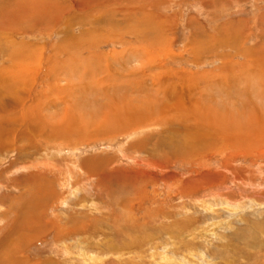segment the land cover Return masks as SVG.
Here are the masks:
<instances>
[{
    "label": "rangeland",
    "instance_id": "rangeland-1",
    "mask_svg": "<svg viewBox=\"0 0 264 264\" xmlns=\"http://www.w3.org/2000/svg\"><path fill=\"white\" fill-rule=\"evenodd\" d=\"M37 1L32 0V5ZM132 1L142 2L139 8L157 21L118 23L114 28L105 26L106 13L89 18L77 10L66 11V6L82 8L89 1L46 0L52 5L49 22L31 13L23 15L22 0H0V74L5 76L12 67L9 55L15 45H27L28 49L18 52L33 56L28 60L23 57L22 61H29L26 80L12 90L22 93L25 109L15 113L27 122L35 114L52 119L54 110L63 117L71 107L69 115L77 127L64 145L38 141L32 146L16 136L10 147L0 151V264H9L1 260L2 253L9 251L19 252L16 263L23 258L29 264H264V147L253 146L247 151L231 148L225 154L204 152L174 159L167 147L152 153L139 148L141 141L148 144L158 138L168 146L173 144L164 133V124L104 136L109 122L102 124V115L114 111L108 97L116 93L114 89L107 95L98 91L103 79L98 69L104 68V62L88 61L91 52L81 51L83 46L71 49L70 55L60 48L67 41L95 42L91 46L98 43L93 51L109 57V71L126 76L122 87L136 85L135 81L143 78L144 88L153 91L154 71L208 73V85L223 80L226 90L223 97L218 90L216 98L215 89L209 86L205 95L214 93L213 98L219 101L220 97L227 106L233 102L237 106L246 99L248 114H253L264 107V95H258L264 91V67L254 71L252 61L256 57L253 52L264 46V0ZM65 11L68 19L57 22ZM134 11L132 17L142 16L140 10ZM115 18L124 20L123 16ZM94 19L96 25H89ZM113 29L122 36L123 45L112 34ZM138 31L143 45L135 40ZM151 42H155L156 51L147 56L143 50ZM215 42L223 46L216 47ZM78 53L82 60L76 63L89 69L88 75L77 66L76 73L69 68L53 69L57 63L77 60ZM151 64L152 73L146 71ZM96 65L98 71L93 70ZM136 74L142 77H131ZM93 76L96 84L90 87L96 94L84 87ZM82 80V87L69 89L61 97L50 93L58 81L59 87L65 88ZM8 81L15 87V80ZM248 89L251 92L242 96L241 92ZM125 93L138 100L144 96L128 89ZM116 102L120 103L115 98ZM204 107H212L208 112L213 111L216 117L217 111L224 116L232 113L236 120V107L224 112L215 106ZM58 127L63 130L66 126ZM163 153L169 155L168 163L151 160L152 155L160 157ZM39 204L47 206L39 221L44 226L50 222L49 228L38 238L22 240L18 250L11 243L16 242L14 237L15 241L5 244V238L17 234L20 226L25 231L28 212Z\"/></svg>",
    "mask_w": 264,
    "mask_h": 264
},
{
    "label": "bare ground",
    "instance_id": "bare-ground-1",
    "mask_svg": "<svg viewBox=\"0 0 264 264\" xmlns=\"http://www.w3.org/2000/svg\"><path fill=\"white\" fill-rule=\"evenodd\" d=\"M45 1L46 0H38L37 3L34 2V4L32 5V0H22L23 5H21L22 10L20 11L22 12L23 15H27L28 13L29 14L31 13L30 16H36L38 19L42 18L43 21L50 22L52 21V17L50 16L51 17L50 18L48 15L53 14L51 13L52 5H50L49 3L48 4L45 3ZM86 1H89V2L88 3L85 2L86 6H83L85 7L84 9L83 7L82 8L76 7V9H74L75 6L74 8L73 6L72 7L66 6L67 7L66 11L67 10H73V11L77 10L79 13L81 14L83 13L89 18L94 17L97 13H102L103 16H104V13H106V16L104 18L105 26L107 25L114 26V28L116 26H119L118 23L128 22L130 23V25H132V23L136 25H140V24L149 23L150 21H154V22L157 21L154 18V16L148 13H145L142 8H139V6L143 4L142 2H137V1H132V0H86ZM134 9L140 10L139 11L141 13L140 15H142L140 18L138 16L132 17L133 14L136 15V11H134ZM66 11L64 13H60L61 16H58L56 18L57 22L61 23V21L59 20H63L67 18L68 14L66 13ZM139 12L137 15H139ZM115 16H123L124 20L114 21V19H116ZM100 18L98 19L101 22L102 20ZM96 20L97 19H94L88 24L96 25L97 23ZM65 22L66 21H64V23ZM112 31H113L112 34H114V36L118 38L120 44H122V41H121L122 36L120 37L117 33L115 34V31H116L115 29H113ZM81 33L83 34L84 32L82 31ZM145 33L147 36L148 35L147 32ZM85 34H86V31H85ZM92 35L93 34L90 35L91 38H92ZM135 35L137 37V39H135L137 40V43H139V45H143L145 41H142L140 39L141 36L139 34V31ZM94 43L95 42L88 45L85 41L81 40L77 44H72L71 42L67 41L61 47L60 46L59 47L61 48L62 52L65 53V55L67 54L70 55V51H71V54L73 53L71 49H75L76 47L80 48L81 46H83L81 51L87 50L89 53L91 52L90 55L87 57L88 61L93 60L96 62L97 61L104 62V68L102 69H98L97 65L96 67H93L94 71L99 70V72L103 73L102 74L103 79L102 80L100 79L101 81H99L100 86L97 84L98 91H100L101 94L103 95H107L108 94L107 91L109 89H111V91H113V89L116 91L115 97L114 96L108 97L110 98L108 102L110 104L113 103L112 106L114 108V111L113 110H109L107 112L104 111V114L103 115L101 114L102 117H104V119L102 120V124H106L107 121L109 122L107 125L109 127L106 129V134H103L104 136L109 135L113 133L114 131L123 132L125 129L130 130V129H134V127L144 128V126L153 127V126H159L157 124H164L165 125V130L163 128L164 133L165 132L168 133L169 138L172 140L170 142L171 143L173 142V144H170L168 146L163 139L158 138L153 143H151L150 141L148 142V144H146V142L144 141H141L140 143H138L140 145L139 148L145 149V150L146 148H148L150 153H152L153 151L154 152L158 150L162 151L164 147H167L168 152H170V156H172L174 159L186 158L187 156L191 154H203L204 152L205 153L220 152V153L225 154V151L231 148L233 150L235 148L236 149L235 151H244V150L247 151L253 146L254 147L259 146V148L264 147V107L261 108L262 110L261 109L254 110V112L256 113L253 112V114H248L250 105L248 104V101L246 99H245L246 102L243 101L241 104H238L237 106H236V103L234 102L232 106L231 105L227 106L226 103L224 104V102H222V99L220 98V97H223L224 90H226L224 89V86H222L225 84L223 80H220L218 82L213 81L212 83H210V85H208V82L206 80V78L210 76V74L208 73L191 74V73H185V72L183 73V72H176V71H167V72L161 71L159 73H156L154 71V74L157 77H155L152 80V86L153 88H155V89H152L153 91H151V89L144 88L143 86L144 82H142L144 81L143 78L142 80L135 81L136 85L132 86V83H131L130 87H122V84H123L122 79L123 77H126V76H123L122 74H117V73L112 74L111 71H109L110 69L109 61H108L109 57L107 55L104 56L102 53H97L98 51L94 52L93 48L97 49V47L99 46L98 43L95 46H91V45H94ZM146 45L148 47H145L143 52H145L147 56L150 55L153 50L156 51L154 49L156 47L155 42H151ZM220 45L223 46V44L215 42L216 47H220ZM15 46H16L15 50L11 51L12 53L9 55L10 62L11 64H13L12 67L6 70L5 76L2 73L0 74V151L6 150L8 148V145L10 147V145L12 144V141L17 138L16 136H18L19 138H23V139L25 138L32 146H35L36 142L38 141L45 142L46 144H51V145H64L65 143H68L70 133H74L76 131L75 128H77V127L75 128L73 127V122H74V120L72 119L73 116L69 115V114H72V109H70L71 107L67 109L68 115L67 114H65V116L62 115L63 117H61V114L59 112H56V110H54L51 112L52 119L47 118L46 116H45L46 119H42L39 115L35 114V115H31V117L29 118L30 121H27V122L22 119L20 120L19 116H17V114L15 113V110H20L21 108L23 110L24 104H23V99L20 96L22 93L17 94L16 93L17 90L15 91H12V90L18 87L19 85H21L26 80V73H27L29 61L26 62L22 60L24 58L28 60L30 59L29 56H32L31 54L27 52L21 53L23 50L28 49L27 45L19 44L18 46L17 45ZM18 51H21V52H18ZM253 53L255 54H252V55L254 57L256 56L255 60H252L254 61L253 69L254 71H256L257 70L256 67H258V69L261 71L262 67H264V46L263 47L259 46V48H257V50H255ZM256 54H258L259 56L257 57ZM78 56L79 58L77 60H73L72 57L67 58L69 60H73L72 63H68V62H61L59 64L57 63L58 66H55L53 69L54 70L59 69V70L64 71L69 68L70 71H74L76 73V70L78 67L80 69H83L81 68V65L77 64L78 61L82 60L81 55L79 54ZM74 63H76L77 65H74ZM101 65H103V63ZM259 66H262V67H259ZM147 69L148 70L146 71L152 73L154 68L152 67V64H151L148 66ZM88 70L87 68H84L83 75H88L86 74ZM120 71H122V69ZM263 72H264V68H263ZM131 77H140V76H137L136 74V75H132ZM88 79H89V76L86 77V81ZM236 79H238V77H236ZM8 80H15V83H14L15 87H12L11 81L9 82ZM224 80H227V79H224ZM95 81H96V78H94L93 76V78L90 81L86 82L84 87L87 89L88 88L93 89L94 87H90V85L96 84ZM113 82H115V84H113ZM58 83L55 85V88L52 87L54 91L51 89L50 93H56L57 95H60L61 97L62 94H64V92H70L69 89H72V90L79 89L80 87H82V84L85 82L82 80L80 83L77 82L65 88H62L63 86L60 88ZM201 85L203 86V88H201ZM236 85H238L237 82H236ZM116 86H118L119 88H116ZM137 86L139 88H137ZM209 86L215 89L214 92L216 93L215 94L216 98L218 97V93L219 95L221 94L218 100L221 101L222 103L219 104V101H216V98H213L214 93H212V95L210 93H209L210 95H205V93L208 91V90L206 91V89H208ZM123 88H125V92L128 89L133 93H144V96L142 99L140 98V100L132 99L131 97L128 98L127 96H124V94L127 95V93H125L124 90L122 91ZM258 88H261V87H258ZM94 92L95 90L93 89L92 94H96ZM151 92H154V94H152ZM249 92L251 91L248 89V91L243 90V92L241 93H242V96H245ZM237 94L239 95L238 92ZM258 95L259 96L264 95L263 89L262 91H258ZM115 98L120 101L119 104L118 102L115 103ZM228 98L229 97L227 95L225 99H228ZM136 102L138 103L135 104ZM249 103H251L252 105V101ZM196 104L197 106H195ZM205 105H208V106L211 105V106L218 107L219 109L218 108L217 109L218 110L223 109V112L224 110L226 111L230 110L229 107H232V109L236 107L235 109L236 110L238 109L236 120L233 118L235 116L232 113H230V116L229 115L224 116L222 114L220 115L219 111L216 112L217 117H218L217 118L216 114L214 115L213 111L211 113L208 112V110H212V107L211 108L204 107ZM237 120H240V122ZM241 120L246 121V123L242 124ZM60 124H62V127H63V124H65L66 127L63 128V130L59 129L58 126ZM69 124L72 129H70V126L68 127ZM177 138H179V140H177ZM23 139H20V140H23ZM166 141L169 142V140L167 139ZM167 153H163L164 155L161 154L160 157H158V155L157 156L152 155L151 160L154 162L159 161V160H165L168 163L170 160L168 159L169 155H167ZM88 163H90V161ZM139 180L141 181L144 179L140 178ZM45 206H46L45 204L44 205L39 204L35 207V209H31L28 212L29 216L28 218L26 217L27 218L26 222L28 223L27 224L25 223L24 230L28 231L30 234L29 233L23 234L25 231H23V227L21 228L20 226L18 230L16 229L18 233L15 230L17 234H9L10 235L9 240H7L8 238H5L6 240L5 244L8 241H15L14 238H16V242H11V243L12 245L14 244V247L16 248V250H18L20 249V246H22L21 244L23 243V241H27V240L31 241V239L38 238V236L40 235V233L44 231V229L47 230L51 223L48 221L49 223H47V225L44 226L42 223L43 221L42 222L39 221L40 217L43 216V213L46 212V210L44 209ZM60 231L61 229L59 228V233ZM11 237L12 238L14 237L13 240L11 239ZM2 245L4 244H1V246ZM16 254H19V252L17 253V251H14L13 254H12V251L4 252L2 253L3 258H1V260L3 261L4 259H6V262L9 264H17V263L18 264H29L28 262H26V260H23V258L19 259L16 263V259H15ZM95 262H100V261H95Z\"/></svg>",
    "mask_w": 264,
    "mask_h": 264
}]
</instances>
